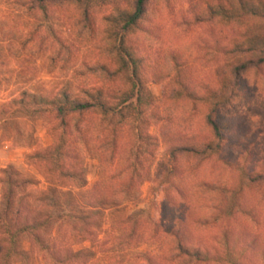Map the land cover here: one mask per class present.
Wrapping results in <instances>:
<instances>
[{
    "label": "rangeland",
    "instance_id": "rangeland-1",
    "mask_svg": "<svg viewBox=\"0 0 264 264\" xmlns=\"http://www.w3.org/2000/svg\"><path fill=\"white\" fill-rule=\"evenodd\" d=\"M28 1L0 0V207L5 190L3 171L14 167L19 178L27 181L24 190L18 192V200L36 207L49 189H57L64 193L60 201L72 197L90 212L85 206L89 205L90 189L115 194L118 191L119 180L125 174L123 149L127 143L121 139V152L112 161L95 134L74 133L66 137L68 146L77 154V159L68 164L83 171L87 184L79 179H60L54 150L64 136L59 125L48 114L37 112L35 106L22 109L14 101L23 92L52 96L63 90L80 93L95 87L131 92L132 70L127 71L122 35L111 22L119 3L124 4L125 0H92L91 26L85 25L82 12L75 5L33 11L27 7ZM161 4L163 8L159 7ZM148 9L142 29L126 36L125 41L129 51L144 57L138 73L145 77L151 102L144 107L143 117L147 119L149 132L157 137L155 158L149 167L151 176L133 194L118 196L120 205L100 209L96 235L90 240L78 242L71 230L76 211L67 208L60 237L65 246L94 253L88 264H149L148 257H167L174 247L163 223V219L166 223L171 220L167 214L171 210L168 190L163 189L171 169L165 164L166 146L161 142L157 122L159 110L170 101L167 96L174 70L172 55L183 58L185 53L169 52L162 57L152 51V44L145 38L158 40L160 33L166 31L173 47L197 41L188 54L203 60L202 69L216 77L237 64L257 58L258 49L248 47L261 46L264 41L258 33L239 32L233 27L241 25L242 16L248 14L245 0H151ZM157 16L158 25L153 23ZM217 63L219 67H215ZM154 73L159 76H153ZM262 74L264 65L252 64L239 79L245 99L253 100L258 110L264 105L256 83ZM228 76L236 79L229 73ZM235 109L233 105L232 110ZM225 119L230 129L222 158L232 165L225 167L221 162L209 161L188 178L189 189L187 192L182 189L183 198L175 197L181 201L179 211L186 210L192 220L203 219V224L190 220L189 240L195 247L208 248L214 258L199 264H241L237 256L256 242L249 224L256 222L259 214L248 206L245 193L257 190V183L249 184L245 174L264 171V126H261L264 121L237 122L229 108ZM252 127L255 131L249 136ZM216 179L229 186L226 196L201 183ZM19 238L24 257H13L9 264H53L29 236Z\"/></svg>",
    "mask_w": 264,
    "mask_h": 264
},
{
    "label": "trees",
    "instance_id": "trees-1",
    "mask_svg": "<svg viewBox=\"0 0 264 264\" xmlns=\"http://www.w3.org/2000/svg\"><path fill=\"white\" fill-rule=\"evenodd\" d=\"M30 10L48 11L52 8L65 5H75L82 12L85 25H92V0H29ZM117 15L111 20L113 27L122 35V47L125 49L123 57L127 71H131L133 89L131 92H117L105 88H86L80 93L63 90L52 96L44 94H34L23 92L22 97L15 100L23 109L29 106L38 108L40 114H48L52 121L59 125L62 134L60 141L54 146L56 152L55 165L57 167L58 178L60 179H79L83 184H87L83 171L69 164L77 159L72 147L65 141L74 133L80 136L95 134L96 140L102 143V150L110 154L114 161L115 155L121 152L122 140L127 144L123 149L125 174L119 180V189L115 193H106L103 190L90 189L89 205L90 209L77 203L72 197L68 201H60L63 191L49 189L42 196L41 204L30 207L23 199L18 200V192L24 190L27 181L19 178V173L14 167L6 168L3 183L5 190L0 207V264H9L13 257H24V250L20 246V238L29 236L35 244L49 256L53 264H88L94 259L95 255L88 249L74 250L72 247L65 246L60 237L59 230L64 226L66 220L64 215L67 208L76 211V221L71 225V230L78 242H84L94 238L96 228L99 225L100 209L109 206L120 205L121 200L118 196H129L137 190L142 183L148 181L151 176V162L155 158V147L157 137L149 132L147 119L143 117L144 107L150 104L151 95L146 87L145 77L138 73L141 69L144 57L137 56L126 47V36L142 29V24L151 5V0H125L124 4L119 3ZM255 41V40H254ZM263 45H250L249 50H256L260 55L243 63L237 64L228 70V73L235 76L231 79L235 86L240 90V75L244 73L250 65H264V41ZM128 56V58H127ZM178 54L172 55L173 68L178 67ZM223 72L221 76L228 75ZM157 77V73L152 74ZM179 73L168 81L170 88L168 99H176L180 96V90L184 89L183 83L178 78ZM179 87H174L173 85ZM241 91V90H240ZM187 95L186 89H184ZM191 98L190 96L188 97ZM132 100H135L133 103ZM229 99L222 102L223 113L217 112V119L213 122L217 135V151L214 161L221 162L222 166L228 167L232 163L222 158L230 124L225 119L228 110ZM136 116V117H135ZM211 121V117H209ZM162 136V133H161ZM122 139V140H121ZM167 154L169 150L166 148ZM212 161V160H210ZM69 163V164H68ZM176 171L172 168L169 175ZM264 172V171H261ZM260 172V173H261ZM247 180L249 184L264 183L260 180L259 173L256 176L248 172ZM202 185L210 190L220 191L222 196L229 192V186L221 180L216 181L202 180ZM183 198L184 192L177 188ZM118 194V195H117ZM170 203L168 215L171 220L166 223L163 219L164 230L173 242V249L169 256L148 257L149 264H199L212 261L208 248L195 247L189 239V228L191 217L186 210L179 211L180 202L167 192ZM216 206L215 208H217ZM220 213L223 212L219 208ZM201 218L192 220L196 224H203ZM161 261V262H160Z\"/></svg>",
    "mask_w": 264,
    "mask_h": 264
},
{
    "label": "clouds",
    "instance_id": "clouds-1",
    "mask_svg": "<svg viewBox=\"0 0 264 264\" xmlns=\"http://www.w3.org/2000/svg\"><path fill=\"white\" fill-rule=\"evenodd\" d=\"M159 7L164 6L161 4ZM245 10L248 14L242 16V24L233 27L239 32L258 33L264 40V0H245ZM153 23L158 25L160 17H155ZM145 39L152 44V51L159 52L162 57H166L169 52L185 53L183 58H177L178 67L173 70V76L179 73L178 78L183 83L187 95L184 89H181L178 98L165 103L158 112L157 122L162 133L161 142L169 150L165 156V164L168 169H176L163 184V189L180 199L177 188L187 192L188 178L215 159L218 141L213 122L217 119V112L223 113L222 102L229 99L228 107L235 121H251L253 124L264 121V105L258 110L253 100L245 99L230 76L216 77L206 73L201 67L204 61L188 54L197 41L173 47L166 31L160 33L158 40L151 37ZM219 66V63L215 64V67ZM256 83L259 87V97L264 100V74L257 77ZM173 86L179 87L175 84ZM233 105L236 106L235 110H232ZM254 131L255 127H252L249 136ZM253 175L256 173L253 172ZM259 178L264 180V172L259 173ZM256 189L245 193L248 206L254 207L259 214L257 221L249 224V231L253 233L256 242L251 249L244 251L243 255L237 256L241 264H264V183H258Z\"/></svg>",
    "mask_w": 264,
    "mask_h": 264
}]
</instances>
